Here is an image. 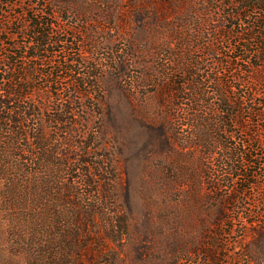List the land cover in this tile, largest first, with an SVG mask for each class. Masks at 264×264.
I'll use <instances>...</instances> for the list:
<instances>
[{
    "label": "rangeland",
    "instance_id": "374dc122",
    "mask_svg": "<svg viewBox=\"0 0 264 264\" xmlns=\"http://www.w3.org/2000/svg\"><path fill=\"white\" fill-rule=\"evenodd\" d=\"M14 1L17 6L5 5L0 0V69L3 77H29L32 70L30 79L36 87L34 97L39 101L44 92L59 93L63 99H68L66 89L72 86V99L81 98L82 101V105L74 107L79 121L75 128L76 139L82 147L93 145L87 159L100 168L91 170L102 179L101 183L109 178L118 179L115 199H109L104 206L113 204L122 216L126 214L131 234L125 243L98 246L99 239L106 236L108 226L107 217L100 214L96 216V222L87 225L92 232V250L102 257L106 250L114 249L117 264H209L208 254H204L199 245L204 224L211 220L213 211L197 198V192L200 188L206 193L212 191L209 178H213L222 182L220 194L234 199L227 202L226 219L216 228L223 236L218 238L222 244L217 246L215 264H264V170L260 172V165L264 163V81L253 77L259 72L263 74V70H253L246 61L248 53L239 47L245 37L241 33L248 32V24L260 16L261 11L247 10L249 18L243 20L246 24L236 28L234 35L224 34L216 41L210 35L200 37L196 32L200 19L205 31H211L214 25V11L208 5L209 0H48L54 13L52 20L57 26L55 39L64 43L52 47L50 53H42L44 60L32 64L27 59L7 58L14 50L12 44L27 41L24 35L16 38L14 33L26 24L25 8L30 0ZM215 47L219 49L220 59L209 55ZM199 59L219 73L222 82L234 87L230 89L233 99L252 91L258 93L257 103L262 105L256 106L258 114L246 111L240 118L243 125H233V147L240 148L257 139L254 150L257 168L250 169L251 174L254 171L259 174L251 181H247L244 173L233 181L231 170L222 167V160L215 162L220 167L218 171L206 175L198 148L186 149L185 154L179 144L175 149L170 148L163 137L176 97L175 86L172 84L171 91L167 79L174 83L181 81L186 63ZM66 61L72 68L57 66ZM12 62L20 67L15 74L10 70L14 67ZM230 64L236 69L235 75L226 68ZM94 74L97 77L91 78ZM79 76L93 83L84 88L81 95L75 93ZM206 86L211 90L208 82ZM56 88L62 91L58 92ZM48 115L38 116V124L46 125V144L54 149L63 129L50 122ZM186 128L192 129V124ZM255 128L256 131H252ZM251 145L247 150L253 151ZM81 149L69 156L73 169L78 167ZM0 154L3 159L0 167L8 166L7 161L14 162L7 160L4 149ZM12 154L19 156L15 152ZM46 169L59 170L47 166ZM47 171H39L34 177L38 187L29 192L37 202L44 194L46 199L48 196L46 189L52 181L47 179ZM83 172L81 169L63 176L67 180L73 178L72 181L77 183L82 200L67 202L64 208L67 214L76 212L84 203L94 209L92 203L96 196L89 193L88 186L81 180ZM55 176L62 177L59 172ZM23 178L22 175L21 180ZM8 182L11 179L0 178V264H31V258L38 257L40 239L37 230L27 229L28 224L13 209L22 197L19 192L22 183L10 190ZM239 190L245 193L240 194ZM58 196L61 193L55 199ZM51 200H47L49 208L61 206ZM42 207L46 208V205ZM169 219L174 227L168 225ZM54 221L59 223L58 226ZM61 221L64 219L51 221L55 237L62 233L64 223ZM205 243L208 245L209 242ZM54 249L60 254V249ZM174 252L179 255L177 263ZM85 258L90 259L89 256Z\"/></svg>",
    "mask_w": 264,
    "mask_h": 264
},
{
    "label": "trees",
    "instance_id": "16d2710c",
    "mask_svg": "<svg viewBox=\"0 0 264 264\" xmlns=\"http://www.w3.org/2000/svg\"><path fill=\"white\" fill-rule=\"evenodd\" d=\"M2 3L11 6L18 5L14 0H2ZM208 5L214 11V25L211 31H205L204 23L200 19L197 21L196 32L200 37L210 35L216 41L224 34L234 35L236 28L243 27L246 24L243 21L244 18L246 20L249 18L247 10L261 11L260 16L248 24V32L241 33L245 37L239 43L242 44L239 47L248 53L249 57L246 61L253 70H263V74L259 72V74H254L253 77L257 81H264V0H209ZM25 10L27 12L26 24L23 25L24 27H19L14 34H16V38L24 35L27 41L23 43L16 41L12 44L14 50L10 51L9 55L7 54V58L10 56L15 59H27L29 63L35 64L44 60L42 53H50L52 47L63 44L64 41L55 39L57 26L52 20L54 13L48 0H30ZM233 10H238V12H233ZM235 20L236 22H234ZM187 22L184 23V26ZM183 31L185 32V30ZM251 44L252 48H250ZM209 55L220 59L219 49L216 47L210 51ZM11 64L14 66L10 69L14 72L13 74L19 72V65L13 62ZM217 64L225 67L221 62H216ZM57 66L72 68V66H68V61L65 64L59 63ZM228 66L226 68H229L230 72L235 75L236 69H232V64ZM31 72L32 70L29 77L28 75L19 78L8 76V79H5L0 69V150L4 149L7 160H14V162L6 160L9 165L0 167V178L11 179V182H8V189L10 190L15 189L19 182L22 183L19 187L22 197L13 209L17 210L19 212L18 216H21L28 224L27 229L32 232H35V229L37 230L36 235L40 239L39 247H37L38 257H32L30 263L117 264L114 249L106 250V255L102 257H99L92 250L93 241L90 238L92 232L87 228L92 222H96V216L101 214L107 217V234L99 239L98 243V246L102 247L105 243H125L126 238L131 234L129 221L125 218L126 214L122 216V213L120 214L113 204L104 206V203L108 202L109 199H115L113 196L116 192L115 184L118 179L116 177L109 178L101 183L102 179H99L97 174L91 170L93 168L100 170V168L99 166L95 167L96 164L87 159L90 156L88 150L93 145L90 144L88 148L87 146L82 147L80 141L76 139L75 128L79 121L74 113V107L79 104L82 105V101L81 98L72 99V90H70L72 86L66 89L69 91L68 99H63L59 93L55 95L44 92L41 95V101H39L34 97L36 87L30 79ZM54 75L55 72L52 73V76ZM95 77L97 75L94 74V77L91 78ZM167 80V86L170 89L172 84L176 87V89L175 87L173 89V91H176V97L170 114H168L170 123L163 135L167 145L175 149L179 144L184 149L185 154H187L186 149L198 148L206 175L218 171L217 168L220 167L216 166L215 162H221L222 160V167L231 170L230 177L233 178V181H235V177L244 174L247 176V181H251V178H257L258 171L251 174L250 169L255 166L257 168V163L254 161L257 139L254 138L251 143H248V145L252 144L253 151L247 150L248 145L244 144L243 147L239 148L233 147L232 143L235 138L233 125L238 123L243 125L240 120L243 113L249 111L258 114L256 106H262L257 103L258 93L252 91L249 95L244 93L233 99L230 89L233 90L234 87L222 82L219 73L214 72V69L206 64L203 59H199L198 62L186 63L183 67V73H181V81L174 83L171 82L170 78ZM207 82L210 84L211 90L207 88ZM54 85L55 83H53ZM90 85H93V83L88 82L85 77L79 76L75 82V93L81 95L82 90ZM56 91L62 90L56 88ZM247 99L248 103L246 102ZM51 112H54V115ZM42 113L44 115L49 114V121L60 125L63 129L62 136L60 140L56 141L54 149L51 146L47 147L46 125L38 124V116ZM190 124H192V129L186 128ZM186 129L192 130V133H189ZM252 131L255 132L256 128ZM79 148H82L83 153L77 161L78 167L73 169L69 156ZM13 152L19 156H13ZM39 158L44 164L40 162ZM1 160L3 159L0 154ZM97 164L101 163L97 162ZM46 166L51 169L58 168V172L62 177H56L55 175L58 174L56 171H47ZM260 166L261 172L264 170V163ZM81 169L84 171L81 180L88 186L89 193L96 196V200L92 203L94 209L91 205L84 203V205H80V209L76 212L67 214L64 209L67 202L72 203L75 200H82L78 195L77 183L72 181L73 178L67 180L63 176H69L74 171H81ZM39 171H47V179H51L52 183H49L48 186L50 187L46 189L47 199L44 194V200L39 199L40 202H37L35 196L29 194V192L33 191L32 188L38 187V181L34 177L39 174ZM22 175L23 180H21ZM28 179L36 184L33 182L31 184ZM209 181L212 184V191L206 193L201 191L200 188V191L197 192V198L206 205L207 209L210 207L213 211L211 220L206 221L204 224L199 248H203L204 254H208L209 264H215L217 262V246L222 244L218 241V238L223 236V234L216 231V228L220 222H224L226 219L227 202L234 199L228 198L223 193L220 194V192H223V187L219 179L209 178ZM246 189L244 188V190ZM244 190L238 192L243 194L245 193ZM59 193H61V196L55 199V196ZM48 199H52L53 203H60L61 206L56 209L49 208V205H47ZM43 204L46 205V208L42 207ZM61 219H64L60 222L64 223L62 224L63 228H61L62 233L60 235L58 233L55 237L52 233L51 221ZM19 220L21 219L19 218ZM167 222L168 225L174 227L171 219ZM54 224L58 226L59 223L54 221ZM100 235L102 234L100 233ZM206 235L211 236L205 238ZM205 241L209 242L208 245ZM55 247L56 250L60 249V254L55 251ZM177 254L174 252L176 263L179 262V255ZM86 256H89L90 259H86Z\"/></svg>",
    "mask_w": 264,
    "mask_h": 264
}]
</instances>
